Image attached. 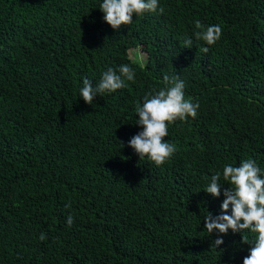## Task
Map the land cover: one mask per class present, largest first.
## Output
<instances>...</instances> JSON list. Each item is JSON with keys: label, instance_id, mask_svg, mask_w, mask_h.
Masks as SVG:
<instances>
[{"label": "trees", "instance_id": "trees-1", "mask_svg": "<svg viewBox=\"0 0 264 264\" xmlns=\"http://www.w3.org/2000/svg\"><path fill=\"white\" fill-rule=\"evenodd\" d=\"M102 2L0 0V264H243L241 237L254 233L204 228L230 185L221 175L219 197L203 189L226 164L264 169V0H159L162 14L119 30ZM196 20L220 25L214 45L184 47ZM122 64L135 81L86 104L83 79L95 86ZM165 74L199 108L168 125L177 150L157 166L127 142L143 130L137 103Z\"/></svg>", "mask_w": 264, "mask_h": 264}, {"label": "clouds", "instance_id": "clouds-1", "mask_svg": "<svg viewBox=\"0 0 264 264\" xmlns=\"http://www.w3.org/2000/svg\"><path fill=\"white\" fill-rule=\"evenodd\" d=\"M99 9L104 14L103 20L114 30H119L121 25L130 24L134 14L164 12L159 0H103ZM195 28L197 31L193 36L184 40V47H192L193 37L204 41L208 46L214 45L222 34V28L218 24L203 25L201 21L196 20ZM200 50L206 54L209 48L202 47ZM127 81H135V69L130 65L122 64L117 69L109 67L102 72L95 86L89 79L84 78L79 96L86 104L91 105L98 94L125 88ZM184 88L185 82L178 75L170 77L165 74L163 87L146 93L143 103H137L135 114L138 119L135 124L142 126L143 130L133 135L127 143L139 158L147 156L160 166L177 150L174 144L164 139L168 135V125L177 119L183 121L188 117L195 118L199 108L198 102L193 103L190 99H185ZM120 144L124 146L123 142ZM221 175L230 186L223 189L224 199L220 204V214L213 216L211 212H207L204 216V228L209 235L214 231L226 235L229 230L233 233H242L245 230L254 233L255 238L252 241L241 237L242 242L251 245L248 255L243 257V264H264V169L251 158L242 160L239 166L226 164L222 173L217 171L211 176L210 182L203 190L213 197H219ZM73 223L74 218L69 215L66 224L71 227ZM38 239L45 241L46 233L41 232ZM221 244L222 235H218L210 246L217 249Z\"/></svg>", "mask_w": 264, "mask_h": 264}, {"label": "rangeland", "instance_id": "rangeland-1", "mask_svg": "<svg viewBox=\"0 0 264 264\" xmlns=\"http://www.w3.org/2000/svg\"><path fill=\"white\" fill-rule=\"evenodd\" d=\"M127 53L130 57L134 59H138L139 61L143 62L145 59V54L143 51L137 48V45L133 43L130 47L127 48Z\"/></svg>", "mask_w": 264, "mask_h": 264}]
</instances>
